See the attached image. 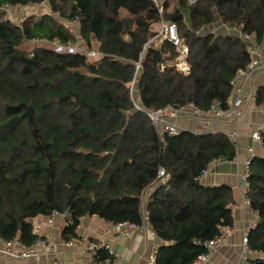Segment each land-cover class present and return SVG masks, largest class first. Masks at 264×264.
<instances>
[{"label":"trees","instance_id":"obj_1","mask_svg":"<svg viewBox=\"0 0 264 264\" xmlns=\"http://www.w3.org/2000/svg\"><path fill=\"white\" fill-rule=\"evenodd\" d=\"M41 2L48 12L18 24L0 10V238L31 245L39 237L33 219L54 211L69 210L65 241L78 237L86 215L140 223L144 191L155 185L146 207L164 241L155 264H191L233 225L232 188L205 185L199 176L215 159L233 160L237 145L223 132L162 137L147 111L193 103L207 112L214 101L226 107L231 81L252 55L247 40L213 28L214 20L244 24L264 44V0H179L165 12L189 45V75L161 68L175 55L170 42L145 49L159 20L153 0H0V7ZM121 8L139 16L134 28ZM35 38L80 39L90 49L96 42L102 57L91 63L82 52L28 49ZM133 80L141 108L128 86ZM256 101L264 105V86ZM161 167L169 173L165 181ZM247 182L245 196L259 216L247 245L263 254L249 264H264V156L252 159Z\"/></svg>","mask_w":264,"mask_h":264},{"label":"crops","instance_id":"obj_2","mask_svg":"<svg viewBox=\"0 0 264 264\" xmlns=\"http://www.w3.org/2000/svg\"><path fill=\"white\" fill-rule=\"evenodd\" d=\"M153 1L155 5L157 3H161L163 6L167 5L164 7L165 12H169L177 6L179 0ZM31 7L35 8L34 6ZM122 11L133 15L124 8L120 9V14H122ZM140 15H145V13ZM152 28L157 30L158 20L152 22ZM218 31H227L221 22L218 24ZM93 48L98 50V43L94 42L91 49ZM241 86L245 102L243 113L238 119L227 120L209 117L199 119L187 114L186 110L180 111L174 118L181 130H190L195 133L223 132L228 135L234 132L237 134V156L233 160L220 161L212 168L210 173L200 179L203 184L209 186L228 185L232 188L234 194V201L231 204L233 225L223 228L224 232L228 228L230 234L227 236L226 242L211 254L207 264H249L251 260L263 256V254L249 249L244 250L243 236L258 224L259 216L251 207L244 205L247 183L241 175L244 167L243 163L249 156V147H252L258 156H264V146L251 136L256 127L264 125V105L256 101L258 89L264 86V70L258 71L250 79L242 81ZM162 180L165 181V179ZM154 186L152 185L144 191V210L147 207L149 193L154 189ZM33 223L35 232L50 242L44 248V253L48 254L51 259H64L73 264H98L94 261L90 252H82L84 238L91 241L104 238L109 241L121 257V264H147L150 255L164 243L157 236L145 232L134 233L129 238L108 235L106 229L109 226V221L97 215L82 217L77 227L78 237L72 239L75 242L74 245L66 244L62 237V232L67 225L65 214L60 213L52 219L50 215H40L33 219ZM0 264H33V261L16 259L0 253Z\"/></svg>","mask_w":264,"mask_h":264},{"label":"built area","instance_id":"obj_3","mask_svg":"<svg viewBox=\"0 0 264 264\" xmlns=\"http://www.w3.org/2000/svg\"><path fill=\"white\" fill-rule=\"evenodd\" d=\"M189 4L195 3L197 0H187ZM28 6H45L46 8L49 6L47 2H41L37 5H28ZM26 7V6H25ZM21 8L19 6H10L9 4H4L0 7V10L5 12L7 16L11 18L13 14L12 9ZM157 14L159 15L158 20V28L154 30L155 35L146 43L145 49L147 48H160L161 44L165 41L171 43L175 55L173 57H167L161 65V68L165 67H173L178 72L183 75H189L191 73V63L189 60L190 57V48L189 45L185 42L184 38L180 35L177 25L174 22L167 21L164 18L165 8L163 4L157 3L155 5ZM57 16H60V12H56ZM227 31L237 33L241 38L247 40L250 46V53L252 55L251 62L244 68H240L237 71L236 76L232 79V91L227 100V106L222 107L219 101H214L211 104L210 109L207 112H203L201 109L196 107L193 103H189L185 107L175 108L171 106H167L164 108H157L148 110L147 113L151 118L154 126L157 128L159 134L163 137L164 134H177L181 128L177 124L176 118L177 114L180 111L186 110V113L190 116L198 117L199 119L204 118H217V119H229L235 120L238 119L243 113V104L245 102V97L243 95V89L241 86L242 81H246L250 79L256 72L264 70V44H260L255 35L252 33H248L244 30V24L241 25H224ZM33 43L37 44L38 47L43 45H48L49 47L55 48V50L59 52L66 53H76L82 52L89 58L91 55L95 57V60L100 61L101 53L96 49H90L76 44H62L57 39L53 41H47L41 38H35L32 40ZM97 61L91 63H97ZM141 64L137 62V71L139 70ZM130 88L133 91L135 86V81L129 83ZM137 108H141V106L135 103ZM264 130V125L256 127L251 136L254 140L262 143V132ZM236 133L228 134V137L236 143L237 137ZM249 156L244 161V167L242 172V179L247 182V177L250 171V165L252 159L257 156L254 149L252 147L248 148ZM224 159H215L211 161L202 171L199 176V179L210 173L212 168ZM158 177L162 179H168L169 173L161 167L159 169ZM244 205L250 207L249 199L244 196ZM60 212L54 211L50 217L51 219L59 215ZM229 229L227 228L226 232H223L220 235H217L213 239L206 242L207 251L200 254L191 264H207L210 259L211 254L215 251L216 248L223 245L227 236L230 234ZM149 233L152 236H157L155 230L153 229L150 221L147 210L143 212V218L140 223L130 222V221H122L118 223H113L109 221V226L106 229V233L108 235L116 236L118 238H129L133 236L134 233ZM249 232V231H248ZM248 232H246L243 236V246L244 250L248 249ZM66 244L74 245V240L64 241ZM82 247V252H90L93 256L94 261L98 264H121L122 259L118 255V253L114 250L111 243L106 239H100L96 241H91L89 239L84 238ZM45 238L39 236L36 241L29 245L26 244L19 239H14L11 241L3 240L0 238V253H3L7 256L14 257L16 259L22 260H31L33 264H73L70 261L64 259H51L48 254L44 253V248L49 245ZM103 250V253H99ZM156 262V251L150 255L148 258L147 264H155Z\"/></svg>","mask_w":264,"mask_h":264},{"label":"rangeland","instance_id":"obj_4","mask_svg":"<svg viewBox=\"0 0 264 264\" xmlns=\"http://www.w3.org/2000/svg\"><path fill=\"white\" fill-rule=\"evenodd\" d=\"M49 9H50L49 6L47 8L45 6H37L35 8L30 7V6H26V7H21V8L15 9V10L12 9L13 10V14L11 16V18H12L11 20L13 22H16L18 24V23H21L22 19H24L26 17L32 16V15H35V14L38 15V16H41L42 14H45V12H48ZM187 14L188 13L186 12V15ZM121 17L133 19V26H132L133 28L135 27V23L134 22L139 18V16L130 15L126 11H122ZM8 18H10V17L8 16ZM77 23H78L77 21H73V22H69L68 23L69 26L72 28V30L74 32H76ZM219 23H220V19L217 16L215 18V20H214V23H213L214 27L213 28H215V27L218 28V24ZM215 29H213V30H215ZM221 29L223 30L222 27H221ZM77 44L80 45V46H83L84 45V44H82V41L80 39L78 40V42L76 43V45ZM46 46H48V45L46 44ZM37 47H38L37 44H35L33 42H30V43L27 44V48L30 49V50L35 49ZM93 49H95V48H93ZM87 60L89 62H91V60H92V62L97 61V60H95V57H93L92 55L89 58H87ZM128 86L130 87V84ZM132 96H133L134 102L138 104L139 102L137 101V94H136V89L135 88H134V90L132 92Z\"/></svg>","mask_w":264,"mask_h":264},{"label":"water","instance_id":"obj_5","mask_svg":"<svg viewBox=\"0 0 264 264\" xmlns=\"http://www.w3.org/2000/svg\"><path fill=\"white\" fill-rule=\"evenodd\" d=\"M69 214V210H67L66 212H65V215H68Z\"/></svg>","mask_w":264,"mask_h":264}]
</instances>
